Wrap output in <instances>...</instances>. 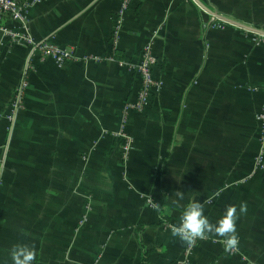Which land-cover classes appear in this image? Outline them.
<instances>
[{"label":"crops","instance_id":"0c3cea01","mask_svg":"<svg viewBox=\"0 0 264 264\" xmlns=\"http://www.w3.org/2000/svg\"><path fill=\"white\" fill-rule=\"evenodd\" d=\"M200 1L264 30V0ZM122 2L31 10L34 41L73 54L60 69L34 55L13 129L3 114L30 51H0V264H264V36L192 0H132L120 17ZM150 39L159 87L127 110ZM193 200L212 223L236 208V247L210 233L186 257L172 231Z\"/></svg>","mask_w":264,"mask_h":264},{"label":"built area","instance_id":"2783aa9c","mask_svg":"<svg viewBox=\"0 0 264 264\" xmlns=\"http://www.w3.org/2000/svg\"><path fill=\"white\" fill-rule=\"evenodd\" d=\"M47 0H25L21 3L19 0H0V51L8 46L16 48V46L27 47L30 51L28 58L24 64V68L20 75V79L14 89L13 95L8 103L7 112L3 117L8 121L10 126L14 127L18 112L24 108V102L30 86L29 72L33 68V58L38 54L41 61L50 60L55 63L60 69L64 64L71 59L72 49H68L58 44L43 40L35 42L28 27L29 16L31 10L44 4ZM132 0H123L122 8L119 11L120 17H124L131 6ZM91 60L97 61L98 58L90 57ZM158 60L153 53V40L147 44L140 51V60L133 66L136 75L140 80V89L138 98L135 102L127 106V110H136L139 112L149 108L152 104V96L159 87L154 79V69L156 68ZM258 124L260 130V144L261 150L259 156L256 158L257 168H263L264 162V106L258 115ZM120 138L129 140L125 134L120 133ZM129 142L125 146L128 150ZM206 236L202 239L196 240L194 243L186 242V257L192 254L193 248L201 241H204ZM183 261L180 264H186Z\"/></svg>","mask_w":264,"mask_h":264},{"label":"clouds","instance_id":"9594fccd","mask_svg":"<svg viewBox=\"0 0 264 264\" xmlns=\"http://www.w3.org/2000/svg\"><path fill=\"white\" fill-rule=\"evenodd\" d=\"M177 196L183 199L181 192L177 191ZM246 211L245 206H240V212ZM237 220L236 208H230L226 213V218L212 223L204 211L201 201L193 200L184 207L179 224L173 229L172 235L188 243H194L202 239L206 234L220 233L228 235L226 245L234 248L238 244L235 236V224ZM31 256H25L24 264H31Z\"/></svg>","mask_w":264,"mask_h":264},{"label":"water","instance_id":"95a60500","mask_svg":"<svg viewBox=\"0 0 264 264\" xmlns=\"http://www.w3.org/2000/svg\"><path fill=\"white\" fill-rule=\"evenodd\" d=\"M198 7H200L204 12L208 13L209 15L213 16L214 18L222 21V22H225V23H228V24H231L233 26H236V27H239L241 29H244L248 32H251V33H254V34H257V35H260V36H264V30H260V29H257V28H253V27H250V26H247L245 24H242L240 22H237L235 20H232V19H229L227 17H224L216 12H213L212 10H210L207 6H205L200 0H192Z\"/></svg>","mask_w":264,"mask_h":264},{"label":"trees","instance_id":"16d2710c","mask_svg":"<svg viewBox=\"0 0 264 264\" xmlns=\"http://www.w3.org/2000/svg\"><path fill=\"white\" fill-rule=\"evenodd\" d=\"M21 3H23L25 0H19ZM191 1V0H190Z\"/></svg>","mask_w":264,"mask_h":264},{"label":"rangeland","instance_id":"374dc122","mask_svg":"<svg viewBox=\"0 0 264 264\" xmlns=\"http://www.w3.org/2000/svg\"><path fill=\"white\" fill-rule=\"evenodd\" d=\"M216 19V18H215ZM217 22L219 21L218 19L216 20ZM260 146H261V144H260ZM260 150H261V147H260ZM87 220V219H86Z\"/></svg>","mask_w":264,"mask_h":264}]
</instances>
